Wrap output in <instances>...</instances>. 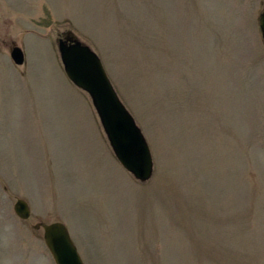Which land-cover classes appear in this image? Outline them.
<instances>
[{"label":"rangeland","instance_id":"1","mask_svg":"<svg viewBox=\"0 0 264 264\" xmlns=\"http://www.w3.org/2000/svg\"><path fill=\"white\" fill-rule=\"evenodd\" d=\"M263 12L264 0H0V264H56L42 222L65 224L84 264H264ZM68 34L142 130L147 182L68 80Z\"/></svg>","mask_w":264,"mask_h":264},{"label":"water","instance_id":"2","mask_svg":"<svg viewBox=\"0 0 264 264\" xmlns=\"http://www.w3.org/2000/svg\"><path fill=\"white\" fill-rule=\"evenodd\" d=\"M264 39V12L260 17ZM59 51L68 79L92 99L103 130L122 167L140 182L153 176L154 160L150 146L136 120L119 98L98 55L83 45L72 34L59 40ZM16 65L25 63L22 49L11 52ZM16 215L27 220L31 216L29 205L18 200L14 206ZM35 229L44 230V240L56 264H84L62 223L38 224Z\"/></svg>","mask_w":264,"mask_h":264}]
</instances>
